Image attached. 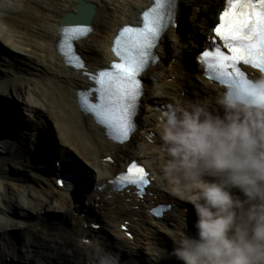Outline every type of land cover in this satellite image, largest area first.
Listing matches in <instances>:
<instances>
[{"label":"bare ground","instance_id":"1","mask_svg":"<svg viewBox=\"0 0 264 264\" xmlns=\"http://www.w3.org/2000/svg\"><path fill=\"white\" fill-rule=\"evenodd\" d=\"M77 1L0 0V264H96L97 246L116 256L118 264H181L169 256L168 232L186 217L194 234L195 215L191 205L154 179L148 149L159 142L156 117L176 99L194 100L219 89L202 78L193 55L210 34L223 0H176L178 26L162 33L154 50L159 61L142 75L138 128L123 145L108 141L77 101L93 84L85 72L94 74L114 60L110 47L117 30L138 25L153 0H83L95 13L91 31L74 44L85 62L81 71L68 67L59 49L61 20L75 12ZM190 1L196 2L191 9ZM186 12L191 24L182 22ZM52 153L53 165L63 156L73 162L64 166L77 176L70 182L74 193L55 187V169L47 163ZM133 159L150 173L151 194L139 203L109 197L105 180ZM80 202L90 215L80 216L85 212ZM157 203L172 206L162 219L148 214ZM123 221L129 222L131 238L119 229ZM97 223L101 228L93 232L89 226ZM88 237L91 245H83Z\"/></svg>","mask_w":264,"mask_h":264},{"label":"clouds","instance_id":"2","mask_svg":"<svg viewBox=\"0 0 264 264\" xmlns=\"http://www.w3.org/2000/svg\"><path fill=\"white\" fill-rule=\"evenodd\" d=\"M156 119L159 142L148 149L154 179L195 215L194 234L186 217L168 232L169 256L181 264H264V73L176 99ZM96 264L118 258L97 246Z\"/></svg>","mask_w":264,"mask_h":264},{"label":"snow or ice","instance_id":"3","mask_svg":"<svg viewBox=\"0 0 264 264\" xmlns=\"http://www.w3.org/2000/svg\"><path fill=\"white\" fill-rule=\"evenodd\" d=\"M176 0H155L154 5L142 13V26H124L114 39L112 52L119 62L111 64L91 75L96 87L79 93V104L85 112L91 113L96 121L107 129L113 140L123 143L134 130L133 116L142 94L137 77L154 61L152 49L163 31L174 22ZM215 26V34L223 41L226 54L219 45L214 50L204 51L201 62L221 83L231 84L244 73L237 66L241 62L264 72V0H227L224 11ZM91 29L83 26H69L61 29L59 49L66 62L78 69L84 63L73 50V41L86 36ZM85 75L89 73L85 72ZM91 92L97 94L96 102L90 99ZM72 178L71 172L65 179ZM120 187L133 185L137 188L149 183L147 173L132 163L126 173H121L112 182ZM142 194V193H141Z\"/></svg>","mask_w":264,"mask_h":264},{"label":"water","instance_id":"4","mask_svg":"<svg viewBox=\"0 0 264 264\" xmlns=\"http://www.w3.org/2000/svg\"><path fill=\"white\" fill-rule=\"evenodd\" d=\"M95 13V7L91 3H86L83 0H78L75 6L74 13L66 14L61 20V26H68V25H76V24H84L89 25L93 15ZM143 81V80H142ZM143 83V82H142ZM54 157H50L47 160V163H51Z\"/></svg>","mask_w":264,"mask_h":264},{"label":"rangeland","instance_id":"5","mask_svg":"<svg viewBox=\"0 0 264 264\" xmlns=\"http://www.w3.org/2000/svg\"><path fill=\"white\" fill-rule=\"evenodd\" d=\"M196 2H193V1H190L188 4H187V6H188V8L189 9H191L192 8V6L195 4ZM198 8H200V6H196L195 7V9H197L198 10ZM188 15H189V13L188 12H186V14L183 16V18H182V22L184 23V22H187V24H191V23H189L188 22ZM214 15V18H215V15H216V12L213 14ZM176 24L178 25V20H176ZM176 27V26H175ZM176 29V28H175ZM193 55V53H191L190 54V56L189 57H187V61H190V58H191V56ZM20 119H22L21 117H20ZM2 134H0V137L2 138ZM54 155V153H52L51 154V156L50 157H52ZM29 160L31 161V162H33V161H35V159H34V156H32L31 158H29ZM77 193H78V191H77ZM81 208H87V204H83L82 202H80V209ZM191 210H192V208H191ZM192 212H193V210H192ZM193 215H194V212H193ZM192 219V218H191ZM186 221H187V219H186ZM192 222H193V219H192ZM21 242V241H20ZM126 246V245H125ZM24 248V247H23ZM125 253L126 254H128V256H129V254H130V250L127 248V247H125ZM22 257V256H21ZM21 257H19V259L21 258Z\"/></svg>","mask_w":264,"mask_h":264}]
</instances>
